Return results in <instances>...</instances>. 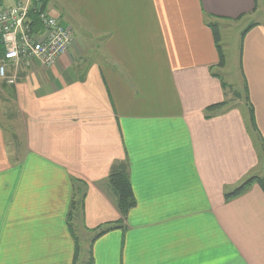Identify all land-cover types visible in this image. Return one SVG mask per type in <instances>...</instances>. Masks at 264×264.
<instances>
[{"label": "crops", "instance_id": "0c3cea01", "mask_svg": "<svg viewBox=\"0 0 264 264\" xmlns=\"http://www.w3.org/2000/svg\"><path fill=\"white\" fill-rule=\"evenodd\" d=\"M44 8L74 42L53 67L23 59L8 67L16 84L2 80L24 117L26 150L17 157L0 125V264H78L80 216L93 264H264V191L253 184L225 199L261 177L264 149L244 111L228 104L211 29L256 25L240 58L264 140L256 19L264 0H44ZM90 41L95 62L82 58ZM123 166L137 204L122 221L108 179ZM84 192V212L69 218Z\"/></svg>", "mask_w": 264, "mask_h": 264}, {"label": "built area", "instance_id": "2783aa9c", "mask_svg": "<svg viewBox=\"0 0 264 264\" xmlns=\"http://www.w3.org/2000/svg\"><path fill=\"white\" fill-rule=\"evenodd\" d=\"M0 42L4 49L0 79L13 85L16 77L8 75L9 65L17 67L26 59L37 61L43 68L53 67L69 53L74 33L45 10L43 0H18L0 9Z\"/></svg>", "mask_w": 264, "mask_h": 264}, {"label": "rangeland", "instance_id": "374dc122", "mask_svg": "<svg viewBox=\"0 0 264 264\" xmlns=\"http://www.w3.org/2000/svg\"><path fill=\"white\" fill-rule=\"evenodd\" d=\"M9 0H3L1 9L7 7ZM44 5V0H43ZM48 10V9H47ZM51 13V5L49 7ZM257 22H264V13H258L256 16ZM255 21V20H252ZM251 25V23H250ZM249 26L248 24L239 23L232 24L225 27L221 32V46L224 49L226 56V67L222 70H218L220 74L223 75L227 83L230 85L228 89V104L233 107L241 109L243 116L245 117L248 125L250 122V109L247 108L245 104V93H244V80L241 70V43L243 41L242 35L244 30ZM73 31V30H72ZM95 37L97 34H91ZM88 39H86L87 42ZM91 50L87 49V53L83 58L84 61H98L99 55L97 50V44L94 45V41H90ZM79 60H82L81 58ZM3 81L0 80V97L6 99V102L0 101V125L5 129L7 140L11 143V149H15L17 157H19L26 150L25 142L23 140L24 136V117L17 112L16 107L13 103V99L8 93H3ZM240 94L241 98L238 99L237 95ZM1 99V98H0ZM240 107V108H239ZM20 136V137H19ZM23 136V137H22ZM258 140V138L256 137ZM261 172V167H260ZM264 177V173L260 175ZM81 213V212H80ZM79 213V214H80ZM82 215V213H81ZM81 218V216H80ZM80 218H77V222H80L75 226L76 233L80 237L79 246L81 249L78 264H86L87 257L89 256L92 235H88L87 230L81 225Z\"/></svg>", "mask_w": 264, "mask_h": 264}, {"label": "trees", "instance_id": "16d2710c", "mask_svg": "<svg viewBox=\"0 0 264 264\" xmlns=\"http://www.w3.org/2000/svg\"><path fill=\"white\" fill-rule=\"evenodd\" d=\"M2 4H3V0H0V8H1ZM254 26H256V25H252L249 29H247L243 33L242 38H244V36L247 35L249 30L252 29ZM211 29H212V32L214 35V40H215V44H216L218 55H219V66L224 67L226 64V56H225V52L223 50V47L221 46L220 26L219 25H212ZM241 54H242V49H241ZM244 79H245L246 101H247V103L249 105V109H250L251 128L256 133H258V135L260 136L261 146L264 149V140H263V137L261 136V133H260V131L257 127V124H256L255 110H254L253 104L250 102L249 87H248V83H247V80L245 78V75H244ZM219 107H220L219 105L210 107L208 109V111H212V110L219 108ZM108 182H109V186L111 187L112 192L114 193V195L117 199V206H118V210L120 211V213L122 215V221L126 220L130 211L132 209H134L136 207V204H137L136 198L134 196V191L132 188V183H131V180H130V177L128 174L127 167L123 166L119 169L114 170L111 173V175L109 176ZM253 184H258V186L264 191V179L259 177V176H253V177L249 178L248 180H246L244 183H242L233 192L226 194L225 195L226 201H230L232 199H235L237 197L242 196L243 194H245L247 192L248 188ZM85 196H86V193L84 192L82 194L81 201L77 202L76 209H74L75 207L73 208V204H72L69 218H71L73 211L77 212V210H78V212H81V213L84 212V210H85V203H84ZM110 230L111 229L101 230L99 232L97 238L106 234ZM74 239H75V245H76L75 246L76 247L75 263H77V260L79 258L80 247H79V242H78L77 236H74ZM90 264H93V255H92L91 251H90Z\"/></svg>", "mask_w": 264, "mask_h": 264}]
</instances>
